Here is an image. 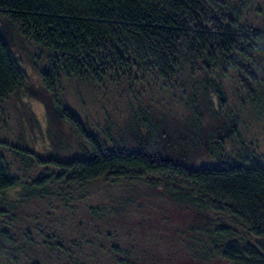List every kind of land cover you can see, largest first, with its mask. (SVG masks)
Returning a JSON list of instances; mask_svg holds the SVG:
<instances>
[{"label":"rangeland","instance_id":"rangeland-1","mask_svg":"<svg viewBox=\"0 0 264 264\" xmlns=\"http://www.w3.org/2000/svg\"><path fill=\"white\" fill-rule=\"evenodd\" d=\"M226 1L240 6L242 26L264 34V0ZM0 23L23 72V86L0 99V158L15 181L0 193L5 264H235L209 252L226 240L223 226L264 254V238L237 216L179 200L166 176L69 183L47 162L91 154L61 116L64 105L100 140L112 132L128 150L138 147L127 132L142 111L155 121L164 152L180 162L264 163V56L255 65L238 60L243 64L214 79L191 64L175 66L168 77L145 65L107 66L95 78L62 57L55 61L21 24L5 16ZM220 137L224 152L214 157L210 145Z\"/></svg>","mask_w":264,"mask_h":264},{"label":"trees","instance_id":"trees-1","mask_svg":"<svg viewBox=\"0 0 264 264\" xmlns=\"http://www.w3.org/2000/svg\"><path fill=\"white\" fill-rule=\"evenodd\" d=\"M240 14V6L226 0H0V18L21 24L33 40L54 53L55 61L62 57L65 66L76 72L86 68L95 78L107 66L124 70L145 65L168 77L175 66L191 64L214 79L216 73L225 75L243 63L255 65L264 56V34L242 26ZM3 29L0 23V99L23 86V72ZM58 108L91 149L86 157L50 158L47 162L61 170L60 179L86 183L106 175L115 179L163 175L176 188L178 199L234 214L253 235L264 238V163L250 160L197 168L180 162L164 152L156 140L155 121L142 111L134 115L127 132L138 147L128 150L120 146L124 138L108 132L107 141L100 140L67 106ZM224 146L223 137L213 141L212 156L222 154ZM14 184L0 158V193ZM219 232L226 240L210 253L235 264H264L262 250L242 243L236 229L223 226ZM5 256L0 246V264L7 263Z\"/></svg>","mask_w":264,"mask_h":264}]
</instances>
